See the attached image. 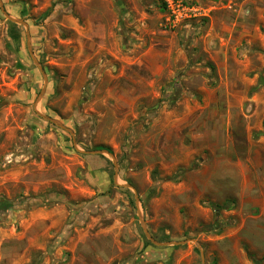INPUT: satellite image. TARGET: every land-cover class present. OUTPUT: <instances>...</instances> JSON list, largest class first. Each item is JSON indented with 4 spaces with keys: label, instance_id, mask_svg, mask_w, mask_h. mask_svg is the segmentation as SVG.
Listing matches in <instances>:
<instances>
[{
    "label": "rangeland",
    "instance_id": "obj_1",
    "mask_svg": "<svg viewBox=\"0 0 264 264\" xmlns=\"http://www.w3.org/2000/svg\"><path fill=\"white\" fill-rule=\"evenodd\" d=\"M2 2L0 264H264V0Z\"/></svg>",
    "mask_w": 264,
    "mask_h": 264
},
{
    "label": "water",
    "instance_id": "obj_2",
    "mask_svg": "<svg viewBox=\"0 0 264 264\" xmlns=\"http://www.w3.org/2000/svg\"><path fill=\"white\" fill-rule=\"evenodd\" d=\"M0 3H1V8H2V11L4 12V14L7 16V18H9L11 21H13V22H15V23H19V24H23V25H25L27 28H28V25H27V23L24 21V20H22V19H17V18H13V17H11L9 14H7L6 12H5V8H4V6H3V2H2V0H0ZM28 43H29V48H30V34H29V32H28ZM32 54V53H31ZM34 60H35V63L40 67V68H42L41 67V65L39 64V62H37V60L34 58ZM46 78V77H45ZM46 81H47V79H46ZM44 91V90H43ZM37 104V103H36ZM42 118H44L45 120H47V121H49V122H52L53 124H55V125H57V126H59L60 128H63L64 130H66V131H68V132H70L71 134H73V131L70 129V128H68V127H66V126H64L59 120H57V119H55V118H53V117H51V116H47V115H44V114H39ZM88 153H109V152H107V151H94V152H88ZM110 154V153H109ZM112 157H113V160H114V164H115V167H116V170H117V162H116V160H115V157L112 155V154H110ZM117 177H118V174H116V179H117ZM143 224H144V231H145V233H146V235H147V237L155 244V245H158V246H164V245H169L170 243H161V242H159V241H157V240H155L152 236H151V234L149 233V231L147 230V227H146V224H145V222L143 221ZM180 243H182V242H175L174 244H180Z\"/></svg>",
    "mask_w": 264,
    "mask_h": 264
},
{
    "label": "built area",
    "instance_id": "obj_3",
    "mask_svg": "<svg viewBox=\"0 0 264 264\" xmlns=\"http://www.w3.org/2000/svg\"><path fill=\"white\" fill-rule=\"evenodd\" d=\"M168 7L170 9V17H169V23L171 26H175L180 19L190 10H186L185 8H181L180 5H176L174 3V0H166Z\"/></svg>",
    "mask_w": 264,
    "mask_h": 264
},
{
    "label": "trees",
    "instance_id": "obj_4",
    "mask_svg": "<svg viewBox=\"0 0 264 264\" xmlns=\"http://www.w3.org/2000/svg\"><path fill=\"white\" fill-rule=\"evenodd\" d=\"M12 205H14V203L13 202H10V201H8V200H1L0 201V206H1V209L3 210V211H6V210H8L9 208H11L12 207ZM257 264H260L259 262H257Z\"/></svg>",
    "mask_w": 264,
    "mask_h": 264
},
{
    "label": "crops",
    "instance_id": "obj_5",
    "mask_svg": "<svg viewBox=\"0 0 264 264\" xmlns=\"http://www.w3.org/2000/svg\"><path fill=\"white\" fill-rule=\"evenodd\" d=\"M115 237L117 238V234H115ZM264 239V238H263ZM106 261V258L104 259V262ZM110 261V260H109ZM111 262V261H110Z\"/></svg>",
    "mask_w": 264,
    "mask_h": 264
}]
</instances>
